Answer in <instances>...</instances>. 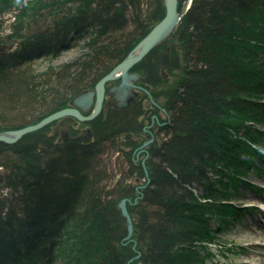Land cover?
<instances>
[{
	"label": "trees",
	"instance_id": "1",
	"mask_svg": "<svg viewBox=\"0 0 264 264\" xmlns=\"http://www.w3.org/2000/svg\"><path fill=\"white\" fill-rule=\"evenodd\" d=\"M182 1L166 75L161 44L132 69L159 101L153 114L166 115L150 129L144 165L142 95L87 122L86 141L58 140L54 123L0 141V264L62 262L71 227L85 234V264H199L209 218H236L220 204L264 155V0H191L186 10ZM165 12L164 0H0V133L67 107ZM79 44L85 52L73 61L32 66ZM124 198L134 227L127 243Z\"/></svg>",
	"mask_w": 264,
	"mask_h": 264
},
{
	"label": "rangeland",
	"instance_id": "2",
	"mask_svg": "<svg viewBox=\"0 0 264 264\" xmlns=\"http://www.w3.org/2000/svg\"><path fill=\"white\" fill-rule=\"evenodd\" d=\"M182 2L183 8H186L189 0H183ZM8 21L9 20H7L6 23H9ZM175 32L176 29H174V31L167 38L159 43L163 45L161 52L163 51L164 46H168L170 48V46L175 44V39L170 37ZM84 52L85 49L83 45L79 44L77 47L64 50L57 58H40L36 60L32 66L36 71H43L49 66H57L64 62L73 61ZM131 74L134 77V85L132 86L122 88L120 86V79L109 81L106 84L104 106L101 112L110 106L119 105L122 101L127 102L139 95L145 96L143 103L145 106L144 125L146 130L141 133V136L138 138V141L142 142L136 153L137 159L144 163L147 158V154H145L147 145L153 141V138L148 131L150 129H155L158 118L153 121L152 117L155 115L153 114V111L156 106L152 103L148 93L146 92H149V90H147L143 85L142 73L140 71H135L131 72ZM86 91L94 93L87 104L84 103L83 105H79L74 100L75 95L68 101L67 107H78L84 114H88L92 110L95 103V88L94 86H91L82 92ZM154 102L156 101L154 100ZM158 102L159 101H157L156 104L160 107ZM158 116L160 119H164L166 117L164 111L160 109H158ZM87 130H90L89 123L82 122L74 117H62L57 121H54V125L51 127L50 131L51 133L57 134L58 140H62L64 133L69 135L71 132H74L73 135H77L80 132ZM263 130L264 124H262L260 132ZM238 133L243 135L244 130L242 129L238 131ZM256 138L259 139L257 136ZM237 151L240 153V157H243L242 150L238 149ZM211 175L215 177L214 174ZM263 177L264 155H259V157L254 161L251 170L247 171L242 188H239V190L235 192L227 190L226 195L228 196L226 197V200L220 204L222 205L224 203H228V205H232L236 210V218L233 216L223 217L221 211H219L216 216H211L209 218L206 226L212 231V239L210 243L206 244L205 250L202 248L200 249V247L196 249V257L199 259V264H251L255 261L256 257L252 256L249 258L243 250L246 239L238 237L240 234H249L251 230L259 231V226L264 225V214L261 211L264 208ZM225 220H227V222H225ZM84 237L85 234L83 230H80L78 227L70 228L64 247L61 251L62 257H64L61 260L62 262L64 261L66 264L86 263L87 259L83 256V253H79L78 251V240ZM133 248L135 247L133 246ZM62 262L58 260L54 264H62Z\"/></svg>",
	"mask_w": 264,
	"mask_h": 264
},
{
	"label": "water",
	"instance_id": "3",
	"mask_svg": "<svg viewBox=\"0 0 264 264\" xmlns=\"http://www.w3.org/2000/svg\"><path fill=\"white\" fill-rule=\"evenodd\" d=\"M166 6V12L163 18L157 22L150 31L144 36V38L137 43V45L132 49V51L128 54V56L123 59L120 63L115 65L106 75H104L95 85V103L92 110L88 114H84L78 107H64L59 109L44 118L40 121L24 126L20 129L14 131H6L0 133V141L5 143H14L18 141L25 134L39 130L49 125L50 123L57 121L62 117H74L82 122H88L95 117H97L102 111L104 99H105V87L109 81L120 79V86L122 88L128 86L125 81L126 76L131 75L132 69L134 66L142 60L156 45L162 42L164 39L162 38L164 34L168 31L172 32V29H176L178 22L180 20V13L178 10V0H164ZM191 2V0H190ZM175 25V26H174ZM177 32H180L178 30ZM7 47L6 44H0V51L5 50ZM138 50V54L136 56H132L134 50ZM171 63V54L168 46H164L163 51L160 53V71L163 76H165L166 70L170 67ZM146 91V90H145ZM155 106H158L156 102H154L152 96L146 91ZM86 92H80L78 95L74 97V100L79 104L83 105L87 104L88 98L85 97ZM128 102V101H127ZM127 102L122 101L117 106H123ZM116 106V105H115ZM91 137L90 130L80 132L77 135L70 136L66 133L63 134L62 139L73 140V141H86ZM144 165V163L142 162ZM129 202L128 198H124L119 202V207L122 215L126 219L127 223V234L124 237L125 241H132L133 234V220L127 209V203ZM139 257V253L136 255V258Z\"/></svg>",
	"mask_w": 264,
	"mask_h": 264
},
{
	"label": "bare ground",
	"instance_id": "4",
	"mask_svg": "<svg viewBox=\"0 0 264 264\" xmlns=\"http://www.w3.org/2000/svg\"><path fill=\"white\" fill-rule=\"evenodd\" d=\"M190 0H189V3L187 5L186 8H184V10H186L188 7H189V4H190ZM179 10V9H178ZM180 13V12H179ZM181 15V13H180ZM175 26V25H174ZM174 31V27L172 29V32ZM172 32H167L166 34H164V36L162 37L163 39L167 38ZM138 50H134L133 53H132V56H136L138 54ZM133 79L134 77L131 76V75H128L126 76L125 78V81L127 82L128 86H132L134 85V82H133ZM105 93H106V87H105ZM94 93L92 92H87L85 94V97L88 98V101L89 99H91V96H93ZM96 97V95H95ZM105 100V99H104ZM104 106V104H103ZM44 118V117H43ZM156 118H153V120H155ZM91 121V120H90ZM89 121V122H90ZM54 123V122H52ZM159 123V122H158ZM51 124V123H50ZM49 124V125H50ZM54 125V124H53ZM48 126V125H47ZM64 126V125H63ZM46 127V126H45ZM146 130V127L144 126L143 128V132ZM6 132V131H5ZM142 132V133H143ZM150 133V135L152 136L153 138V133L151 130L148 131ZM91 133V131H90ZM70 135V134H69ZM72 136V135H70ZM91 138V137H90ZM153 140V139H152ZM148 146V145H147ZM264 179V177H263ZM264 201V199H263ZM264 214V208L261 210ZM238 238H245L246 241H245V246L243 248V250L245 251V254L247 256L250 257H256L255 261H253L251 264H264V225H260L259 226V231L258 230H251V232H249V234H240ZM124 240V239H123ZM133 241V240H132ZM125 243H127L128 241H125ZM130 242V241H129ZM133 246L135 247V243L133 244Z\"/></svg>",
	"mask_w": 264,
	"mask_h": 264
},
{
	"label": "flooded vegetation",
	"instance_id": "5",
	"mask_svg": "<svg viewBox=\"0 0 264 264\" xmlns=\"http://www.w3.org/2000/svg\"><path fill=\"white\" fill-rule=\"evenodd\" d=\"M152 118H156V119H157L158 117H157V116H155V115H153V117H152ZM156 119H155V120H156ZM155 120H153V121H155ZM157 121L159 122V118H158V120H157ZM158 122H157V124H158Z\"/></svg>",
	"mask_w": 264,
	"mask_h": 264
}]
</instances>
